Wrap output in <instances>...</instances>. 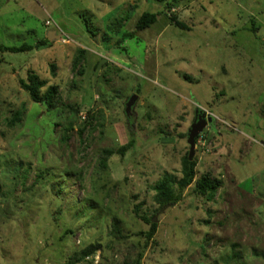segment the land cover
Here are the masks:
<instances>
[{"label": "rangeland", "instance_id": "1", "mask_svg": "<svg viewBox=\"0 0 264 264\" xmlns=\"http://www.w3.org/2000/svg\"><path fill=\"white\" fill-rule=\"evenodd\" d=\"M30 74L54 107L21 88ZM196 111L214 121L194 182L160 208L153 187L181 177ZM203 176L220 188L197 194ZM138 258L264 264V0H0V264Z\"/></svg>", "mask_w": 264, "mask_h": 264}, {"label": "trees", "instance_id": "2", "mask_svg": "<svg viewBox=\"0 0 264 264\" xmlns=\"http://www.w3.org/2000/svg\"><path fill=\"white\" fill-rule=\"evenodd\" d=\"M180 1V0H174ZM156 20V15L150 13H144L138 19L136 23L137 30H144L149 25L153 24ZM119 24H116L117 27ZM29 49L25 46L19 48H5L6 51L11 53H21ZM21 88L26 91L30 99L34 103H44L48 105V107H54L55 99L57 96V88L54 86H47L46 82L41 80L37 75L30 74L28 76V82L25 83L23 81L20 82ZM44 92H42V90ZM22 112H16L14 114L13 120L11 124H15L19 122L21 118ZM73 126L70 127V129ZM125 148H121L117 150L120 154L124 152ZM108 156L112 155V152L109 151L107 153ZM105 163V159L103 160ZM195 179V163L193 161H189L186 156L182 162L181 169V177L177 178L170 174H165L161 180H159L153 187L155 192L153 196V202L158 205L160 208H163L167 205L174 203L177 200L178 194L186 190ZM221 186V182L219 180H212L206 176H203L198 181L195 182V192L201 196H206L215 193ZM148 224H150V231L148 232V237L150 238L154 235L156 231V225L151 222V220H146ZM96 251L95 247L89 246L86 249L81 251V258L85 259ZM136 264H140V258L136 261Z\"/></svg>", "mask_w": 264, "mask_h": 264}, {"label": "water", "instance_id": "3", "mask_svg": "<svg viewBox=\"0 0 264 264\" xmlns=\"http://www.w3.org/2000/svg\"><path fill=\"white\" fill-rule=\"evenodd\" d=\"M62 38V34L57 35L55 30L50 31V35L47 36V39L49 41H52L53 39H60ZM137 96H132L128 102L126 103L125 107V114L126 116H129V111L131 110V107L133 106L134 102L136 101ZM200 114L199 119L194 121L192 125L190 126V129L188 130L187 134V143L190 146L189 161H192L194 156V150H195V141L199 137V135L203 132V130L208 126L213 124V118L211 116L207 115L204 112L196 111Z\"/></svg>", "mask_w": 264, "mask_h": 264}, {"label": "flooded vegetation", "instance_id": "4", "mask_svg": "<svg viewBox=\"0 0 264 264\" xmlns=\"http://www.w3.org/2000/svg\"><path fill=\"white\" fill-rule=\"evenodd\" d=\"M199 117H200V114L195 112L193 122L196 121L197 119H199ZM206 119H207V115H206Z\"/></svg>", "mask_w": 264, "mask_h": 264}, {"label": "built area", "instance_id": "5", "mask_svg": "<svg viewBox=\"0 0 264 264\" xmlns=\"http://www.w3.org/2000/svg\"><path fill=\"white\" fill-rule=\"evenodd\" d=\"M46 25H47V26H51L52 24H51L50 21H47V22H46Z\"/></svg>", "mask_w": 264, "mask_h": 264}, {"label": "crops", "instance_id": "6", "mask_svg": "<svg viewBox=\"0 0 264 264\" xmlns=\"http://www.w3.org/2000/svg\"><path fill=\"white\" fill-rule=\"evenodd\" d=\"M50 35V31L47 33V36Z\"/></svg>", "mask_w": 264, "mask_h": 264}]
</instances>
